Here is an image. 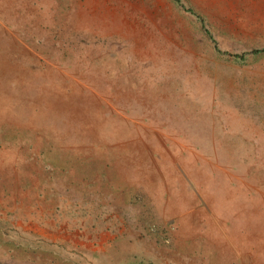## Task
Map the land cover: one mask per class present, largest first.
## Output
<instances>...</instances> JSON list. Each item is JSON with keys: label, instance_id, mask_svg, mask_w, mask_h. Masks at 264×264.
Instances as JSON below:
<instances>
[{"label": "rangeland", "instance_id": "rangeland-1", "mask_svg": "<svg viewBox=\"0 0 264 264\" xmlns=\"http://www.w3.org/2000/svg\"><path fill=\"white\" fill-rule=\"evenodd\" d=\"M253 48L264 0H0V264H264Z\"/></svg>", "mask_w": 264, "mask_h": 264}, {"label": "crops", "instance_id": "crops-1", "mask_svg": "<svg viewBox=\"0 0 264 264\" xmlns=\"http://www.w3.org/2000/svg\"><path fill=\"white\" fill-rule=\"evenodd\" d=\"M139 240V239H138ZM97 242H100V240H97ZM98 247V246H97ZM92 249H95L94 247H92ZM142 252V251H141ZM149 251H148V249L144 246V257H145V255L148 253ZM136 253V252H135ZM147 255H149L148 257H152V258H150L149 260L146 258V261H144V259H143V264H149V262H151V261H153V262H155V259H157V257H158V254L156 253V254H151V256H150V254H147ZM134 258V257H133ZM110 259V260H109ZM136 259V258H135ZM108 260L110 261V262H113V259L112 258H108ZM124 261H126V263L125 264H135L133 261H129V258H126ZM188 264H192V263H188Z\"/></svg>", "mask_w": 264, "mask_h": 264}, {"label": "trees", "instance_id": "trees-1", "mask_svg": "<svg viewBox=\"0 0 264 264\" xmlns=\"http://www.w3.org/2000/svg\"><path fill=\"white\" fill-rule=\"evenodd\" d=\"M251 51L252 52H258V51L264 52V48H253Z\"/></svg>", "mask_w": 264, "mask_h": 264}]
</instances>
